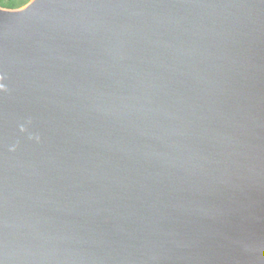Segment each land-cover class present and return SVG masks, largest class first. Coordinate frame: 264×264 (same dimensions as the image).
Masks as SVG:
<instances>
[{"label":"water","instance_id":"95a60500","mask_svg":"<svg viewBox=\"0 0 264 264\" xmlns=\"http://www.w3.org/2000/svg\"><path fill=\"white\" fill-rule=\"evenodd\" d=\"M0 264H264V0L0 5Z\"/></svg>","mask_w":264,"mask_h":264},{"label":"trees","instance_id":"16d2710c","mask_svg":"<svg viewBox=\"0 0 264 264\" xmlns=\"http://www.w3.org/2000/svg\"><path fill=\"white\" fill-rule=\"evenodd\" d=\"M27 0H0V5L6 7H18L26 3Z\"/></svg>","mask_w":264,"mask_h":264},{"label":"rangeland","instance_id":"374dc122","mask_svg":"<svg viewBox=\"0 0 264 264\" xmlns=\"http://www.w3.org/2000/svg\"><path fill=\"white\" fill-rule=\"evenodd\" d=\"M27 1H28V0H27ZM27 1H26V2H27ZM24 4H25V3H24Z\"/></svg>","mask_w":264,"mask_h":264}]
</instances>
